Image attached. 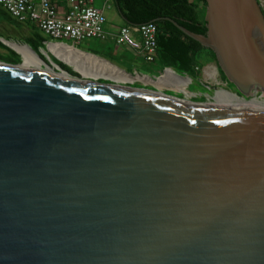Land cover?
Listing matches in <instances>:
<instances>
[{
    "label": "water",
    "instance_id": "95a60500",
    "mask_svg": "<svg viewBox=\"0 0 264 264\" xmlns=\"http://www.w3.org/2000/svg\"><path fill=\"white\" fill-rule=\"evenodd\" d=\"M206 20L172 21L264 93L261 1L207 0ZM58 66L0 61V264H264V109Z\"/></svg>",
    "mask_w": 264,
    "mask_h": 264
},
{
    "label": "crops",
    "instance_id": "0c3cea01",
    "mask_svg": "<svg viewBox=\"0 0 264 264\" xmlns=\"http://www.w3.org/2000/svg\"><path fill=\"white\" fill-rule=\"evenodd\" d=\"M260 1L262 2V0ZM112 6L114 7L113 3ZM125 25H127L126 22L124 25L107 24V30L111 34L109 38L112 40V43H115V47H117V49L113 50L114 46L112 45V61L99 53L82 49L80 47L81 42L74 44L72 41H67L66 43L70 46L61 47L60 52L57 53L59 57L54 56V59H58L62 64L71 68L74 74H76L73 76L88 80H105L109 83L122 84L124 86L143 84L140 85L141 88L162 92H165L167 88L177 91L186 90L187 92L188 85L193 81L189 77L190 75L187 73H182L185 75L179 74L174 68L166 66L161 61L159 52L156 60L149 62L139 51L117 43L115 36L120 27ZM4 34L8 38L4 37ZM13 37L24 38L27 43L39 46L38 50L40 54L42 55L44 53L46 55L43 49H46L45 42L49 41L50 38L35 24L18 21L0 5V41L13 48L15 50L14 52L22 58V61L26 65L36 68L38 66V69L51 68L52 70H55L59 65L53 61L55 68L49 66L45 60L32 50L29 44H18L16 40L12 39ZM71 45H74V47ZM24 46L29 47L32 52L19 49V47ZM33 53L43 62L42 64L37 62ZM200 59L202 58L200 57ZM29 60H32L33 64H28L27 61ZM200 71L196 77L202 80ZM61 72L67 74L66 71ZM214 73L213 71L212 74H209L214 76ZM192 94L201 95L197 91Z\"/></svg>",
    "mask_w": 264,
    "mask_h": 264
},
{
    "label": "built area",
    "instance_id": "2783aa9c",
    "mask_svg": "<svg viewBox=\"0 0 264 264\" xmlns=\"http://www.w3.org/2000/svg\"><path fill=\"white\" fill-rule=\"evenodd\" d=\"M96 0H0L15 19L30 22L49 37L43 51L59 57L61 47L87 39L106 40L108 18L105 8L114 0H107L104 9L95 6ZM139 35V36H137ZM118 44L139 51L147 61L154 62L158 54V26L154 22L120 27L115 36ZM74 47V45H71ZM51 47H53L51 49Z\"/></svg>",
    "mask_w": 264,
    "mask_h": 264
},
{
    "label": "trees",
    "instance_id": "16d2710c",
    "mask_svg": "<svg viewBox=\"0 0 264 264\" xmlns=\"http://www.w3.org/2000/svg\"><path fill=\"white\" fill-rule=\"evenodd\" d=\"M113 5L127 25L148 22L157 24L158 52L166 66L191 77L199 74L202 68L198 65L201 60L199 53L206 47L185 34L172 20L196 34L207 35V0H114ZM30 45L32 50L39 52V46ZM210 50L214 61L218 62L215 52ZM55 62L70 74L76 75L66 65Z\"/></svg>",
    "mask_w": 264,
    "mask_h": 264
},
{
    "label": "rangeland",
    "instance_id": "374dc122",
    "mask_svg": "<svg viewBox=\"0 0 264 264\" xmlns=\"http://www.w3.org/2000/svg\"><path fill=\"white\" fill-rule=\"evenodd\" d=\"M107 0H96L95 6L101 9H104V5ZM262 6L264 9V0H262ZM105 13L108 18V24L109 25H124L125 20L122 18V16L118 13V11L112 6L111 7H106L105 8ZM39 32V31H38ZM4 37L8 38L4 34ZM13 40H16V42L19 44H29L26 42L24 38L20 37H13ZM30 45V44H29ZM112 45L115 47V43H112V40L109 38L108 41H102L100 39H87L81 42L80 47L82 49L92 51L99 53L103 56H106L109 60L112 61ZM31 47V45H30ZM113 50L117 49V47L114 48ZM13 48L5 44L4 42L0 41V61L10 63V64H17V63H23L22 58L19 57L15 52ZM40 56V52H36ZM43 57H41L43 60H45L47 63L52 61H57L61 63L58 59H54L55 57L48 53L49 59L44 53H42ZM199 56L202 58L199 61V67L201 68L200 75L202 80L197 79V77H191V80H193L187 87V92L186 90L182 91H177L174 89L167 88L165 89L166 94L176 96L178 98H184L193 102H202V103H212V104H217L219 103H232V104H240L244 103L246 101H252V100H258L262 102V105H264V93L262 90L259 88H254V90L251 92L249 96L246 97L245 101H235V102H227L226 100L223 99H218L217 92L221 89L227 90L231 93H235L242 97V95L239 93L237 88L232 82L228 81V78L226 75L223 73L221 67L219 66L218 62L214 61L212 57V51L208 49L207 47L205 49H202L199 53ZM56 63V62H55ZM146 63V62H144ZM51 64V63H50ZM148 64V63H146ZM53 68H55L53 66ZM176 68V67H175ZM71 69V68H70ZM55 70L59 71L58 68ZM72 70V69H71ZM175 70V69H174ZM213 71H216L217 73H214V76L210 75L213 73ZM210 73V74H209ZM180 74V73H179ZM182 74V73H181ZM205 81V82H204ZM100 82L103 83H109L106 82L105 80H101ZM140 85L143 84H138V85H131V87L135 88H141ZM200 92L201 95H193V92ZM220 95H224L221 94ZM223 98V97H222ZM244 99V98H243ZM249 103V102H247ZM251 104V103H250Z\"/></svg>",
    "mask_w": 264,
    "mask_h": 264
},
{
    "label": "bare ground",
    "instance_id": "6f19581e",
    "mask_svg": "<svg viewBox=\"0 0 264 264\" xmlns=\"http://www.w3.org/2000/svg\"><path fill=\"white\" fill-rule=\"evenodd\" d=\"M53 47H51V49H52ZM19 49H21L22 51H31L32 52V50L29 48V47H27V46H24V47H19ZM58 52H60V50L58 51ZM57 52V53H58ZM77 53V52H76ZM34 54V53H33ZM34 56H35V58H36V60H37V62L40 64H42L43 62L40 60V59H38V57H37V55H35L34 54ZM27 63L28 64H33L32 63V60H29V61H27ZM37 68H38V66H37ZM57 68H58V66H57ZM41 70H46V71H48V72H50V73H55V72H57V71H55L54 69L52 70L51 68H42ZM65 73V72H64ZM64 73H62L61 72V76H64V77H69L68 76V74H64ZM224 94V95H217L216 97H218V99H223V100H226L227 102H235V101H245L246 99H243L242 97H240L239 95H237V94H235V93H231V92H229V91H226V90H219L218 92H217V94ZM223 97V98H222ZM247 102H249V103H247ZM251 103V104H250ZM205 104H208V105H210V106H214V107H216V108H250V109H264V105H262V102H260L259 101V99L258 100H252V101H246V102H244V103H240V104H232V103H217V104H212V103H205Z\"/></svg>",
    "mask_w": 264,
    "mask_h": 264
}]
</instances>
